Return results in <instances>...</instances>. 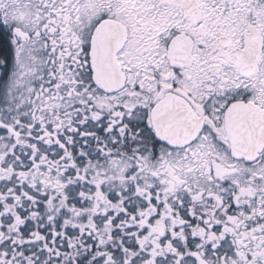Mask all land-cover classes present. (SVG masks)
I'll list each match as a JSON object with an SVG mask.
<instances>
[{
    "label": "snow or ice",
    "instance_id": "6c2138e0",
    "mask_svg": "<svg viewBox=\"0 0 264 264\" xmlns=\"http://www.w3.org/2000/svg\"><path fill=\"white\" fill-rule=\"evenodd\" d=\"M0 264H264V0H0Z\"/></svg>",
    "mask_w": 264,
    "mask_h": 264
}]
</instances>
